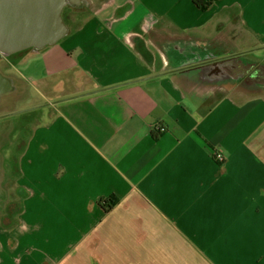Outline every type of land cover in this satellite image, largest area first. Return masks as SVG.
Masks as SVG:
<instances>
[{"label": "crops", "instance_id": "0c3cea01", "mask_svg": "<svg viewBox=\"0 0 264 264\" xmlns=\"http://www.w3.org/2000/svg\"><path fill=\"white\" fill-rule=\"evenodd\" d=\"M88 1L52 76L0 62L27 132L0 264H264V0Z\"/></svg>", "mask_w": 264, "mask_h": 264}, {"label": "water", "instance_id": "95a60500", "mask_svg": "<svg viewBox=\"0 0 264 264\" xmlns=\"http://www.w3.org/2000/svg\"><path fill=\"white\" fill-rule=\"evenodd\" d=\"M32 4L30 12H26L24 7L22 9V21L20 22V35L24 38V41L20 44L16 43L10 37L2 34L0 36V56L9 57L12 54L18 53L20 51L28 50V55L38 54L45 50L46 48L52 47L65 38L71 31L65 22L63 13L66 8L79 7L83 3L82 0H27ZM33 21H38V24ZM241 55V54H238ZM238 57H243L238 56ZM225 60L234 59L237 60V55L218 53L216 55H209L201 60L195 62L173 65L168 64V70L172 72L182 71L187 67L193 68L199 65L221 62ZM257 73L258 70H257ZM155 77V76H153ZM262 81H259L261 83ZM5 82L0 78V94L4 91ZM263 84V83H261ZM12 120V118H11ZM14 121V120H13ZM5 122L0 121V133L3 131ZM9 130V129H8ZM11 130V129H10ZM9 130V131H10ZM8 131V132H9ZM2 138L0 137V145L2 143ZM7 140V138H6ZM0 168L3 171V156L0 155ZM3 173L0 174V184L4 182ZM5 192L0 190V195Z\"/></svg>", "mask_w": 264, "mask_h": 264}, {"label": "rangeland", "instance_id": "374dc122", "mask_svg": "<svg viewBox=\"0 0 264 264\" xmlns=\"http://www.w3.org/2000/svg\"><path fill=\"white\" fill-rule=\"evenodd\" d=\"M25 9L26 12H30L32 8V4L27 0H0V36L5 35L10 37L16 43L20 44L24 41V38L20 35V22L22 21V9ZM65 15V24L71 29V27L82 23V18H86V14L73 13L70 8H66ZM106 13H101L100 16L104 17ZM73 17V19H72ZM73 20V21H71ZM38 24V21H33ZM55 50H60L61 45H54L52 47ZM52 49V50H53ZM60 54L63 56V51L60 50ZM43 55L33 54V55H16L10 60L13 61V66L11 69L14 73L21 75L23 74H33L38 75L40 72L43 73V77L48 78L52 76V73L46 72L45 65L43 64L42 59ZM6 63V62H5ZM3 65V64H2ZM35 95V92L33 93ZM40 109H44L39 107ZM19 116V120H20ZM40 120V119H38ZM38 122L35 123L33 121L32 125H37ZM24 124L21 121H18V129L16 134L21 135L22 128ZM6 153V152H5ZM4 153V154H5ZM1 162V160H0ZM3 180H5L4 189L5 193L1 195L0 198V225L10 224V222H14L15 216L17 214L16 209H10L9 204L18 199L17 193V178H13L11 174L6 171L3 175Z\"/></svg>", "mask_w": 264, "mask_h": 264}, {"label": "flooded vegetation", "instance_id": "af4514ba", "mask_svg": "<svg viewBox=\"0 0 264 264\" xmlns=\"http://www.w3.org/2000/svg\"><path fill=\"white\" fill-rule=\"evenodd\" d=\"M82 1H83V3L81 4V6L70 8L73 11V13L81 14V13L89 10V3H88L89 1L88 0H82ZM65 15H66V11H64V13H63L64 22H66L65 21ZM72 19H73V17H72ZM71 21H73V20H71ZM28 50H30V49H28ZM28 50L20 51L18 53L10 55L9 57H1L0 56V62L4 61V60H10L9 58L16 56V55H27ZM12 101H13L12 98L7 97L4 94H0V121L5 122L3 131H1V133H0V137L2 138L1 139L2 143L0 145V155L3 156V161H4L3 167H2L3 171L1 172V168H0V174L1 173L5 174L7 171V160H8V158L10 159V155L8 154V152L10 150L11 151L13 150L15 152V150L17 148L19 149L22 146V143L24 142V138L26 137V134H27L25 128H22L21 135L16 134V131L18 128H16V122L11 120V118L15 117V115H16V116H21V118L23 119L24 113L16 114L15 110L12 108ZM10 103H11V105H10ZM8 129L9 130L11 129V130L9 131ZM6 138H7V140H6ZM4 184H5V180L3 183L0 184V190H2V192L3 191L5 192ZM0 198H2L1 195H0Z\"/></svg>", "mask_w": 264, "mask_h": 264}, {"label": "trees", "instance_id": "16d2710c", "mask_svg": "<svg viewBox=\"0 0 264 264\" xmlns=\"http://www.w3.org/2000/svg\"><path fill=\"white\" fill-rule=\"evenodd\" d=\"M216 1L219 0H194V3L198 8L202 10H206L210 8V6L213 5ZM158 135L159 134H154V137L158 138ZM119 201H120L119 198L116 195H113L108 198L102 199L100 201V205L104 208V210L111 211L119 203Z\"/></svg>", "mask_w": 264, "mask_h": 264}, {"label": "built area", "instance_id": "2783aa9c", "mask_svg": "<svg viewBox=\"0 0 264 264\" xmlns=\"http://www.w3.org/2000/svg\"><path fill=\"white\" fill-rule=\"evenodd\" d=\"M165 129L161 126H158L156 128V131H159V132H163ZM215 160L218 161V162H223L224 161V157L221 153H215Z\"/></svg>", "mask_w": 264, "mask_h": 264}]
</instances>
